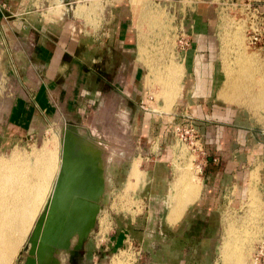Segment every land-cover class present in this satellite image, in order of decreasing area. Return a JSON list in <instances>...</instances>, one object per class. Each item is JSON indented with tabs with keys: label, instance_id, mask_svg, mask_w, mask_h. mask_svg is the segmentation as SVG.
I'll list each match as a JSON object with an SVG mask.
<instances>
[{
	"label": "rangeland",
	"instance_id": "1",
	"mask_svg": "<svg viewBox=\"0 0 264 264\" xmlns=\"http://www.w3.org/2000/svg\"><path fill=\"white\" fill-rule=\"evenodd\" d=\"M32 1L36 5L43 2L57 5V9L65 7L69 18L77 16L89 22L93 20L96 28L105 25L106 19L114 24L123 13L129 15L132 30L141 35L138 59L143 65L142 75L136 83L142 90L140 101L124 99L114 88L104 92V98L94 104V112L85 114L81 119L70 123L69 118L65 121L62 116H52L47 121L27 123L24 130H16L8 120L11 98L22 95L20 88L23 83H18L10 73L4 72V67L0 69V159L7 160L15 153L21 158L30 159L35 153L40 158L53 144V152L58 156L59 173L62 157L60 138L64 136L61 128L66 124L74 129L68 133L75 150L82 141L79 133H87L81 152L77 150L78 154H72V159L88 150L90 141V146L92 143L108 146L106 151L109 153L102 158L104 167L101 187L105 188L100 198V208L95 213L94 226L86 240L75 255L58 252L59 249L55 247L57 253H53L54 258L47 262L39 261V264H53L56 256L60 264H148L153 256L145 251V245H170L171 239L161 238L154 230L165 221L160 216L165 213L169 215L172 184L188 173L196 177L201 187L195 201L187 205L179 219L182 218V222L189 226V233L196 235L198 245H216V264H224L221 250L225 243L232 244L236 240V246H239L237 251L241 256L240 264H259L264 257V193L260 175L261 169H264V146L257 149L258 154L262 153L258 163H252L251 152H255L256 146L250 148V143L257 141L253 139L249 142L241 163L243 172L238 180L241 183L234 177L226 187L219 186L215 181L212 186L204 185V169L212 160L208 159L201 133L181 98L182 67L176 53V38L186 27L188 7L191 5L197 8L208 0H68V4L63 0H28V3ZM212 1L213 34L218 51L216 65L220 67L217 85L220 88L224 80L226 84L228 79L231 86H236L238 81H233L238 78L240 69L246 68L252 72L254 81L262 87L264 93L263 7L255 0ZM8 2L0 0V13L12 19L13 14L7 9ZM172 68H175L173 75ZM19 77L21 82L22 75ZM234 100L237 101L234 106L247 117L252 131L264 132V99L258 105L256 101L251 102L242 96ZM101 126L108 129L105 133L107 136L102 131L101 136L97 137L96 129ZM142 128L147 131L145 135L143 130L142 135L137 134ZM90 132L96 136L92 137ZM52 135L56 138H51ZM117 136L125 145L118 143ZM259 138L264 143V134ZM199 143L201 149L197 147ZM112 146L119 147L117 149ZM121 146L130 148V157L125 158L121 153L123 150L118 152ZM99 147L102 148V145ZM97 152L99 150L95 146ZM146 158H154L158 163V174H162V177H153V182H158L156 185L144 184V168L149 165ZM133 164H137L138 170L131 169ZM200 193L214 195L204 200L202 194L198 200ZM74 195H71V199ZM251 196H254V200H251ZM154 213H158L157 218L151 216ZM139 216L142 218L138 220ZM144 222L145 229L142 228ZM29 232L20 247L22 253L17 255L14 264L24 262L30 247L29 241H26Z\"/></svg>",
	"mask_w": 264,
	"mask_h": 264
},
{
	"label": "crops",
	"instance_id": "2",
	"mask_svg": "<svg viewBox=\"0 0 264 264\" xmlns=\"http://www.w3.org/2000/svg\"><path fill=\"white\" fill-rule=\"evenodd\" d=\"M8 1L7 9L13 17L7 19L0 13V69L4 67V72L23 83L22 95L14 96L10 102L8 120L16 130L52 116H62L65 121L81 119L94 112V104L104 98V92L114 88L127 100L140 101L143 97L136 84L143 71L138 59L141 35L132 30L129 15L123 13L114 24L106 19L105 25L96 28L93 20L69 18L65 7L57 9V5L46 2L36 5L34 1L29 4L28 0ZM258 1L264 7V0ZM212 2L188 7V45L176 53L182 67V103L197 124L203 147L212 160L205 167L202 180L204 185L216 182L226 187L234 177L241 183V163L253 139L257 142L250 143V148L256 146L255 152H251L252 163L262 157L257 149L264 146L259 138L264 132H253L242 111L218 97L229 82L227 79L225 84L224 80L220 88L217 85L220 67L216 65ZM143 129L137 134L142 135ZM146 132L143 130L144 135ZM128 151L131 152L130 148ZM145 160L149 165L144 168V184L156 185L153 177H162L158 163L154 158ZM260 175L264 193V169ZM213 195L206 193L203 198L211 199ZM165 214L160 218L164 219ZM152 215L158 217V213ZM182 221L178 219L172 225L164 221L154 230L161 238L171 240L170 245H145V251L153 256L148 264H216V245H198V238L189 233V226ZM144 226L145 222L143 229ZM259 264H264V259Z\"/></svg>",
	"mask_w": 264,
	"mask_h": 264
},
{
	"label": "bare ground",
	"instance_id": "3",
	"mask_svg": "<svg viewBox=\"0 0 264 264\" xmlns=\"http://www.w3.org/2000/svg\"><path fill=\"white\" fill-rule=\"evenodd\" d=\"M174 73L175 68H172L171 74L173 75ZM254 80L255 79L253 78L250 70L241 68L238 78L233 81L234 83L238 81V84L236 86H234V84L231 86L230 81L229 85L233 89H231V87L228 88V86L224 87L222 92H220L219 98L222 100L224 99L225 102L229 101L230 103L237 104V101L234 99L242 96L249 101L252 100L251 102L256 101V105H258V102L261 99H264V93L262 91V87ZM224 94L226 95V98H229V100L224 98ZM111 128L115 129L116 127ZM96 130L98 131L96 132L98 137L101 136L100 132L103 131L105 134L108 129L105 128V126H101L100 129ZM92 134L93 133H91V135ZM94 135L95 134H93L92 137L96 136ZM51 138L55 139L56 137L55 135H52ZM119 138L120 137L117 136L119 141L118 143L125 145ZM92 141H95V139ZM98 141L100 143V140ZM90 144V148L82 151L81 153L82 157L85 155L83 160H80V155L76 159H72V153L68 150H65V158L63 159L61 157V165H63L66 175L62 182V200L60 203L62 206L66 203V205H64V211H67L69 215H71L70 217L72 218V221L70 224H67V228H65L63 232H57V240L54 243L59 249L58 252L61 251L63 253H67L65 250L70 248L69 246H73L77 241H82L85 234L87 233L86 235L88 236L91 231V216L88 218L87 216L82 215H79V217L77 216L78 213L85 209V202L90 196L87 189H89L93 179L85 168L89 165L87 160H90V158L94 156L98 161L101 172H103L102 170L104 165H102V158L105 157L109 151H106L108 146L105 147L103 144H101L102 148L99 147L101 145H98V143L97 145L92 143L93 145L91 146ZM108 144L112 145L110 142ZM94 145L99 150L97 154L95 153ZM113 146L112 148L117 147V149L119 147ZM128 149V147L125 148L121 146L118 152L120 153V151L123 150L121 153L124 154L125 158L130 157L129 155L131 153ZM54 150L55 145L51 144L40 158H38L35 153L32 154L31 159L26 157L21 158L17 153H15L7 160L0 159V264H14L13 262L20 251V247L25 241L26 233L33 228L35 219L38 215H40V212L50 196L54 182L58 175V156L53 152ZM68 158L71 159L68 160ZM33 162L34 166L32 165ZM137 168V164H134L133 171L138 170ZM67 188L73 191H69ZM199 190L200 186L196 177L190 176L189 173L188 175L184 174L179 180L172 184L173 193L169 198L170 211L167 216L170 224H174L180 218L187 205L195 201ZM72 194H75L73 199H71ZM251 200H254V196H251ZM66 233H68L67 236ZM238 247L239 246H236V240L232 244L225 243V246L223 247L224 249L221 250V253L223 251L225 260L224 264H240L241 256L237 251ZM35 248L37 249L36 246H34V249ZM36 249L33 254L29 256L30 259L34 261V264L36 261L38 263L39 261L47 262L49 259V251L47 252V249ZM239 250H241V248ZM53 264H60L58 256L55 257Z\"/></svg>",
	"mask_w": 264,
	"mask_h": 264
},
{
	"label": "water",
	"instance_id": "4",
	"mask_svg": "<svg viewBox=\"0 0 264 264\" xmlns=\"http://www.w3.org/2000/svg\"><path fill=\"white\" fill-rule=\"evenodd\" d=\"M65 4H68V0H63ZM70 123L72 121H69ZM65 128V129H64ZM62 129V136L60 140L62 141L61 146V156L64 159L65 158V150L70 151L72 154H78L77 150H82L83 142L85 140V137H87V133H84L83 131L80 132V136L82 137L81 144L79 145V148L77 150L72 148V140L71 135L68 133L70 129H73L70 125L66 124L63 126ZM74 130V129H73ZM75 145V144H74ZM81 152V151H80ZM80 160H83L85 158V155L80 154L79 158ZM71 158H68L70 160ZM89 165L86 166V171L90 173V175L93 177L92 183L87 189L90 196L87 198L85 202V209L78 213L82 216L90 217L91 220V227L93 228L95 223V213L100 208V198L102 196V192L104 191V187L102 188V179H101V170L98 164V161L93 156L90 158V160H87ZM65 169L63 165H61L60 171L57 175V178L54 182L52 191L50 193V196L48 197L45 206L43 207L42 211L40 212V215L38 216L32 230L29 232L26 241L28 240L30 243V247L27 250V255L24 259L23 264H34V261L30 259L29 256L33 254L34 246H37L36 250H49V259L52 260L54 258L53 253H56L57 245H55L54 242L57 240V232H63L65 228H67V224L71 223L72 218L70 217L68 212L65 213V209L62 206L61 202V192H62V182L65 177ZM68 233H66L67 236ZM87 234V233H86ZM83 237L82 241H77L76 244H74L70 250L67 251L69 256L75 255L77 253V250L80 248L82 243L86 240V235ZM68 238V237H67ZM39 242V243H38ZM22 251L20 250L18 252V255L21 254ZM35 264H39L37 261Z\"/></svg>",
	"mask_w": 264,
	"mask_h": 264
},
{
	"label": "built area",
	"instance_id": "5",
	"mask_svg": "<svg viewBox=\"0 0 264 264\" xmlns=\"http://www.w3.org/2000/svg\"><path fill=\"white\" fill-rule=\"evenodd\" d=\"M256 2H258L260 4V2L258 0H255ZM262 6V4H260ZM263 7V6H262ZM264 10V7H263ZM181 24V22H180ZM187 28L184 27V29L181 30V33L177 36L176 40H177V44H175L177 50H182L184 47H186L188 45V39L186 37L187 35ZM194 148L196 147L195 144L193 143ZM197 147L199 149H201V143H199V146L197 145ZM264 259V257L261 259V261Z\"/></svg>",
	"mask_w": 264,
	"mask_h": 264
},
{
	"label": "flooded vegetation",
	"instance_id": "6",
	"mask_svg": "<svg viewBox=\"0 0 264 264\" xmlns=\"http://www.w3.org/2000/svg\"><path fill=\"white\" fill-rule=\"evenodd\" d=\"M118 111V110H117ZM117 111H116V113H117ZM126 116H124V118H125ZM125 121V120H124ZM168 214V213H167ZM167 214H166V216H165V222L167 223V224H169V225H172V224H170L168 221H167Z\"/></svg>",
	"mask_w": 264,
	"mask_h": 264
}]
</instances>
